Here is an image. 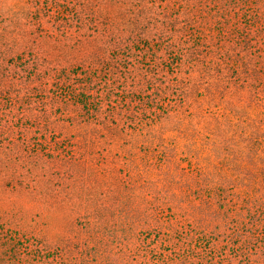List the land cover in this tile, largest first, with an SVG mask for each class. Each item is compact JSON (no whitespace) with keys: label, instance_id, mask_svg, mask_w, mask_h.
<instances>
[{"label":"rangeland","instance_id":"374dc122","mask_svg":"<svg viewBox=\"0 0 264 264\" xmlns=\"http://www.w3.org/2000/svg\"><path fill=\"white\" fill-rule=\"evenodd\" d=\"M0 0V264H264V0Z\"/></svg>","mask_w":264,"mask_h":264},{"label":"trees","instance_id":"16d2710c","mask_svg":"<svg viewBox=\"0 0 264 264\" xmlns=\"http://www.w3.org/2000/svg\"><path fill=\"white\" fill-rule=\"evenodd\" d=\"M245 1H247V0H245ZM258 1H259V3L262 2L261 0H257V1L255 2V3H256V6H257V4H258V3H257Z\"/></svg>","mask_w":264,"mask_h":264}]
</instances>
